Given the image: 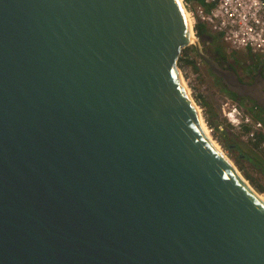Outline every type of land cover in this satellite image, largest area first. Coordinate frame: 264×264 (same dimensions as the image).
<instances>
[{
	"label": "water",
	"instance_id": "obj_1",
	"mask_svg": "<svg viewBox=\"0 0 264 264\" xmlns=\"http://www.w3.org/2000/svg\"><path fill=\"white\" fill-rule=\"evenodd\" d=\"M180 0H0V264H264V202L179 73Z\"/></svg>",
	"mask_w": 264,
	"mask_h": 264
},
{
	"label": "rangeland",
	"instance_id": "obj_2",
	"mask_svg": "<svg viewBox=\"0 0 264 264\" xmlns=\"http://www.w3.org/2000/svg\"><path fill=\"white\" fill-rule=\"evenodd\" d=\"M183 2L189 3L190 0H183ZM192 2L193 3L191 6L194 8L197 0H192ZM219 44L224 47L223 51L227 56V59H223L237 71L241 78L247 79L253 74L256 75L259 68H264L263 54H248L252 53L251 51L248 53L245 51H235L229 48L222 41H220ZM204 45L205 48L211 47L213 49V53H215L218 42L216 40L214 41L213 39L212 42L206 41ZM187 53L193 57L192 59H189L194 60V62H186L187 68H182L181 74L187 80V83L191 88L192 98L201 108V114L207 123L206 126L210 135L221 144L225 153L229 156V158H231L244 178L247 179L245 171H248L264 185V175L254 165L253 160L248 158L264 157V141L260 142L259 147L255 146L258 141V134L264 133V129L254 128L255 123H257L259 120L253 117L252 112H249V108H251L250 106H252L253 103L249 102L248 98L246 97H241L244 98L242 101L231 98L229 94H227V92L222 88L221 79L210 70L209 66L199 56L195 54L193 45L189 46ZM213 110L218 112V117L216 119L219 120V125L217 130L213 129V131H211V126L209 125L207 118ZM228 114L230 115L229 117ZM220 126H222L223 129H221ZM227 126H231L232 131L240 136L241 142H239V148H237V150L234 152L223 146V144L219 141L221 131H224ZM246 127L250 129L247 130ZM252 131H255L254 133H256V140H253V138L250 137V133ZM247 180L250 182L249 179ZM250 184L253 186L251 182ZM254 188L258 191L256 187ZM261 193L264 194V192Z\"/></svg>",
	"mask_w": 264,
	"mask_h": 264
},
{
	"label": "built area",
	"instance_id": "obj_3",
	"mask_svg": "<svg viewBox=\"0 0 264 264\" xmlns=\"http://www.w3.org/2000/svg\"><path fill=\"white\" fill-rule=\"evenodd\" d=\"M192 3L190 0L189 3H184V6L192 14L194 28L200 21L229 48L246 53L252 52L248 54L264 55V0H197L194 8L191 6ZM189 58L193 57L182 51L179 60L180 70L187 68L185 59ZM263 125L258 121L254 128L264 129ZM210 128L213 131L214 128ZM220 128L223 129L222 126ZM254 132L250 133V137L256 140Z\"/></svg>",
	"mask_w": 264,
	"mask_h": 264
},
{
	"label": "trees",
	"instance_id": "obj_4",
	"mask_svg": "<svg viewBox=\"0 0 264 264\" xmlns=\"http://www.w3.org/2000/svg\"><path fill=\"white\" fill-rule=\"evenodd\" d=\"M195 30L198 36H202L204 34H210L213 38L214 41L216 40L218 42V46L215 49V52L217 51L218 55L221 58L227 59L226 54L224 53V47L221 46L220 43V39L217 36L212 35V33H210L209 29L206 27L205 24H203L202 22L198 21L195 24ZM187 50H189V47L185 48L183 50V53H185L186 55H188ZM192 50V48H191ZM195 54L197 55V53L195 52ZM198 56V55H197ZM181 60H184L183 58H181ZM186 62H194V60H190V59H185ZM222 88L227 92V94H229V96L231 98H234L238 101H242V99L239 97L238 95H236L235 93L229 91L223 83H221ZM205 105V104H204ZM257 107V108H256ZM260 110H256V109ZM249 112H252L253 117L257 120H259L260 122H262L264 124V109L262 107H260L258 104H255L254 107L249 108ZM218 117V112H216L215 110H213L211 112V114L208 115V123L209 125L217 130V127L219 125V120L216 119ZM247 130H249L250 128L246 127ZM219 141L223 144V146H225L226 148L230 149L231 151H235L237 150V148H239V142L240 141V136L236 133H234V131H232V127H228L224 130L221 131L220 136H219ZM264 141V133H259L258 134V141L255 144V146L259 147L260 142ZM251 160H253L254 165L257 167V169H259L261 171V173L264 175V157H258V158H251L248 157ZM250 160V161H251ZM245 175L247 177V179L250 180V182L253 184L254 187H256L258 189V191L260 192H264V185L262 183H260L250 172L245 171Z\"/></svg>",
	"mask_w": 264,
	"mask_h": 264
},
{
	"label": "bare ground",
	"instance_id": "obj_5",
	"mask_svg": "<svg viewBox=\"0 0 264 264\" xmlns=\"http://www.w3.org/2000/svg\"><path fill=\"white\" fill-rule=\"evenodd\" d=\"M180 2H182V4H183V6H184V3H183V0H180ZM185 7V6H184ZM185 10H186V14H187V17H188V20H189V22L193 25V17H192V14L190 13V10H188V9H186V7H185ZM197 39V37H196V34L195 33H193V36H192V41H195ZM188 65H190V64H188ZM179 73H180V76H181V79H182V81H183V83H184V85H185V87H186V89H187V91H188V93L190 94V96H191V98H192V93H191V88H190V86H189V84L187 83V80L184 78V76L181 74L182 72H181V70L179 69ZM192 100L194 101V99L192 98ZM194 103H195V101H194ZM195 105L197 106V109H198V111H199V113H200V118H201V123H202V126H203V128H204V130H205V132L207 133V135L210 137V139L213 141V143L217 146V148L223 153V155L232 163L233 161L231 160V158H229V156L225 153V151L223 150V148H222V146H221V144L218 142V141H216L211 135H210V133H209V130H208V128H207V126H206V121H205V119H204V117H203V115L201 114V108L195 103ZM234 164V163H233ZM235 165V164H234ZM242 175V174H241ZM245 180V183L250 187V188H252L253 190H254V192L260 197V199L264 202V194L263 193H261V192H258L251 184H250V182L245 178L244 179Z\"/></svg>",
	"mask_w": 264,
	"mask_h": 264
},
{
	"label": "flooded vegetation",
	"instance_id": "obj_6",
	"mask_svg": "<svg viewBox=\"0 0 264 264\" xmlns=\"http://www.w3.org/2000/svg\"><path fill=\"white\" fill-rule=\"evenodd\" d=\"M205 50H206L207 52H209L210 54H212L213 56L217 57L219 60H224L223 58H221V57L218 55L217 51H216L215 53H213V49H212L211 47H207V48H205ZM261 66H263V65H261ZM261 66H260V67H261ZM254 76H255V74H253L251 77H249V78H247V79H243V78H242V80L245 81V82H253V80H254Z\"/></svg>",
	"mask_w": 264,
	"mask_h": 264
},
{
	"label": "crops",
	"instance_id": "obj_7",
	"mask_svg": "<svg viewBox=\"0 0 264 264\" xmlns=\"http://www.w3.org/2000/svg\"><path fill=\"white\" fill-rule=\"evenodd\" d=\"M262 71H263V73H264V68L262 69ZM249 100V102H252L253 103V105L252 106H250L251 108L252 107H254L255 106V104H258L256 101H254V100H252V99H248ZM259 105V104H258ZM260 107H262L261 105H259ZM257 108V107H256ZM255 108V109H256ZM263 108V107H262ZM259 109V108H258ZM258 109H256V110H258ZM264 109V108H263ZM258 111H260V110H258Z\"/></svg>",
	"mask_w": 264,
	"mask_h": 264
}]
</instances>
